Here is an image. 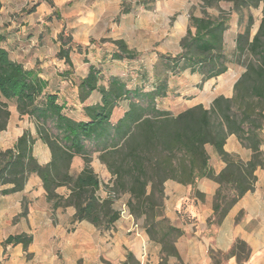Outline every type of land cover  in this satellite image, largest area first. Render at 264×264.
Masks as SVG:
<instances>
[{"label":"trees","instance_id":"obj_1","mask_svg":"<svg viewBox=\"0 0 264 264\" xmlns=\"http://www.w3.org/2000/svg\"><path fill=\"white\" fill-rule=\"evenodd\" d=\"M221 1L232 4V14L221 9L217 15L208 13L206 8H216ZM199 2L204 11L200 16L189 15L181 51L177 55L152 56L151 85L142 82L131 86L121 76L107 74L100 66L89 63L87 72L73 80L81 103L92 94L98 96L94 103L82 106V119H74L64 111L57 88H49L36 71L10 58L3 45L6 36L0 31V132L10 114L7 103L32 119L36 132L33 137L24 130L11 146L0 147V193L22 190L28 177L35 174L53 208H74L72 223L87 221L107 230L120 213L113 198H101L97 193L100 181L89 165L91 154L97 153L112 175L109 190L127 195L128 213L135 220L142 219L147 234L161 243L163 252L177 256L173 243L182 233L163 212L166 180L191 187L200 178L217 182L211 221L220 222L234 203L253 189L254 171L263 165L264 0ZM259 5L261 19L252 34L253 17L244 10ZM235 23L234 44L228 48L225 33ZM58 38L57 57L67 67L65 78L72 81L71 54L84 52L73 43L71 35L63 37L59 33ZM112 43L111 59L138 58V53L129 50L122 39ZM236 63L244 70L233 85L231 97L217 96L208 109L196 104L177 114L158 105L171 94L173 78L196 74L201 86ZM230 134L251 150L249 160L244 162L224 150ZM34 138L49 148L51 158L46 164H40L32 153ZM209 148L225 165L219 173L210 166ZM76 157L82 159L83 166L74 171L72 162ZM63 187L67 192L59 194L57 189ZM31 241L30 235L20 233L7 236L2 246L22 244L26 248ZM248 252L246 243L236 240L227 254L236 255L242 264Z\"/></svg>","mask_w":264,"mask_h":264},{"label":"crops","instance_id":"obj_2","mask_svg":"<svg viewBox=\"0 0 264 264\" xmlns=\"http://www.w3.org/2000/svg\"><path fill=\"white\" fill-rule=\"evenodd\" d=\"M66 1L72 0H59L60 4H65ZM79 1L83 0H73L74 4ZM109 1L93 0L94 4L100 8ZM36 9L42 10L43 3L38 4ZM230 31L234 32V34L236 33V23ZM3 33L6 36L4 43H10V50L4 46L9 54L11 50L12 52L22 51L25 44L27 45L30 40L33 43L34 34H31L28 38L19 36L17 34L20 33V29L7 30ZM71 36L73 37L72 33ZM233 44L234 42L232 41V47ZM57 45L56 51L59 48V41ZM34 50L35 47H32L29 50V54ZM112 50L113 47L102 49L101 54L96 56L95 59H88L89 56L84 50V53L74 51L71 54V61L75 75L82 77L88 70V64L92 63L100 66L103 72L107 74L121 76L131 86L142 82L146 85H151L153 82L150 72L152 59L149 56L141 54L137 59L117 61L110 58ZM74 56L81 57V63L86 67H82L79 70L74 67ZM84 57H86L88 63L82 62ZM41 59L42 57L39 56L32 62L17 58L14 60L21 62L24 68H32L37 64V60L41 61ZM38 65L40 68L45 66V64L42 65L41 63ZM236 66H238L237 63L231 65L222 75ZM243 70L242 66L233 75V80L230 84L231 92L229 94L223 93L225 97L233 95V85ZM40 72L39 76L47 79V77L43 76L44 74L47 76V70L42 68ZM222 75L208 79L201 86H198L200 79L196 74L189 75L185 73L177 76L170 81L169 90L171 94L169 97L159 101L158 105L161 108H167L160 105L164 100L175 98L179 95L183 96L184 94L181 93L178 87L184 80H191L194 88L200 92L207 82L219 79ZM69 82L74 84V95L77 96L75 82L71 80ZM48 84L50 88L55 87L51 85L50 81ZM197 94L193 93L188 96V99H195L199 95ZM97 100L98 96L96 94L90 95L89 99L84 103H81L78 99L81 106L80 112L67 114L74 119H82L84 118L82 106L90 105V103H94ZM196 104L199 103H193V105ZM193 105L190 107H193ZM167 109L170 110V108ZM34 135L36 136L35 131ZM262 135L263 142L260 145V149L264 156V126ZM15 140L7 144L0 143V147L7 148ZM38 141L40 140L38 139ZM46 147V158L41 159L37 154L35 143L32 146V153L40 164H46L51 158L50 151H48L49 148L48 146ZM224 150L244 162L249 160L252 155L251 150L243 147L233 134L228 135L224 143ZM208 151H210V166L215 173H219L225 165L216 152L211 148ZM79 159L82 161L81 158ZM262 164L254 171L256 180L253 189L246 191L220 222L211 221L213 217L212 201L214 193L219 186L217 182L207 178H200L195 186L191 187L166 180L164 184L163 212L169 223L182 231L181 235L173 243L177 256L169 252H163L161 243L151 239L147 234L146 229L142 226V219L135 220L132 216H120L107 230H103L87 221L72 223L74 208L68 206L63 207V210H57L54 214L55 220L51 221L46 215L49 212V201H46L45 195L42 196V194L39 198L41 200L40 204L36 203L33 198L31 200L32 205L29 204L28 206L25 215L28 226L23 228L13 224V218L20 212V201L18 199L20 194L32 191L36 187L40 191L42 190L40 178L33 174L28 177L22 190L4 195L0 193V202L5 201L7 203L4 209L0 208V264H240V259L236 255L227 254L236 240L244 241L249 249V255L243 260L242 264H264V158ZM82 166L83 161L75 166H73L72 162V170L74 171L81 169ZM94 171L96 172V170ZM57 192L65 194L67 190L63 187L57 189ZM97 193L101 195V186ZM14 199L15 201L18 199V202H13ZM20 233H26L32 237V241L26 248L22 244L2 246V242L7 236Z\"/></svg>","mask_w":264,"mask_h":264},{"label":"rangeland","instance_id":"obj_3","mask_svg":"<svg viewBox=\"0 0 264 264\" xmlns=\"http://www.w3.org/2000/svg\"><path fill=\"white\" fill-rule=\"evenodd\" d=\"M144 1V2H142ZM43 3V9L37 10L36 6ZM0 30H19V36L28 38L34 34L33 43L31 40L22 51L10 52L11 58L32 62L39 56L41 61L37 60V64L32 68L38 74L41 69L47 70V76L44 74V80L59 89V101L64 105V111L68 114L80 112V105L77 96L74 95V84L65 78L67 70L64 62L57 57V43L59 41L58 34L62 33L63 37L73 34V43H78L82 50L88 54L89 58H96L101 54V50L105 48L114 49L113 40L122 39L129 50H133L138 55L145 54L152 59L155 53H164L168 55H177L181 51L180 41L186 35V29L189 23V15L192 13L200 16L204 11L199 0H156L149 2L147 0H110L103 7H97L93 0H83L74 4L73 0L65 4H60L59 0H0ZM232 14V4L221 1L216 8H206L208 13L217 15L219 11ZM262 5L258 7L251 6L249 10H244V14L251 13L253 24L250 32L254 34L261 19ZM99 18V19H98ZM73 27V28H72ZM72 28V29H69ZM234 32L226 31L225 45L232 48ZM10 43H4V46L10 50ZM35 47V50L29 54V50ZM31 58H29V56ZM83 56V55H82ZM30 59V60H29ZM81 57L73 58L74 67L78 70L86 67L81 63ZM86 59V58H85ZM85 63L84 60H82ZM42 64V68L38 64ZM149 63V61H148ZM235 68H231L226 74L219 79L211 80L204 85L203 89L198 92L194 88L191 80H184L180 83L178 89L184 95L175 98H169L163 101L161 106L170 108L177 114L179 111L189 108L194 102L208 108L212 98L219 94H229L230 84L233 75L240 70L239 64ZM240 66V67H239ZM27 69H29L27 67ZM42 78V77H41ZM77 78L74 70H71L69 79ZM50 88V86H49ZM193 93H198L195 99H188ZM222 94L220 96H222ZM224 96V94H223ZM7 110L10 113L7 119L5 129L0 132V143L7 144L24 130H27L33 137L35 127L32 119H28L25 115H20L14 110L12 104L7 103ZM35 148L41 159L46 158L47 147L43 142L34 138ZM33 143V144H34ZM49 151V149H48ZM89 163L91 169L96 170L101 186V198L110 197L114 199V206L118 209L120 216L128 213L126 200L127 195H116L109 190L112 186V175L110 171L100 162L97 153L91 154ZM82 161L79 158L73 161V166ZM28 180V179H27ZM26 183V182H25ZM25 185V184H24ZM25 187V186H24ZM99 190V189H98ZM44 195V190L33 188L18 197L20 201V212L15 215L12 223L23 228L28 226L25 218L31 200L36 203L41 202L40 196ZM17 199V200H18ZM13 200V202H18ZM7 203L0 202V208L4 209ZM62 208H53L49 202L48 218L55 220L54 214ZM130 217V216H129ZM24 219V220H23ZM26 219V220H25ZM26 234V233H25Z\"/></svg>","mask_w":264,"mask_h":264},{"label":"built area","instance_id":"obj_4","mask_svg":"<svg viewBox=\"0 0 264 264\" xmlns=\"http://www.w3.org/2000/svg\"><path fill=\"white\" fill-rule=\"evenodd\" d=\"M131 217V215H129Z\"/></svg>","mask_w":264,"mask_h":264}]
</instances>
